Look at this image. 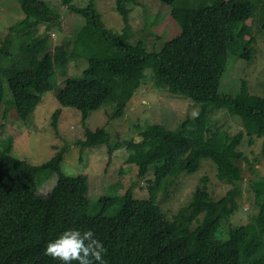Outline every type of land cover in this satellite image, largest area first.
<instances>
[{"label": "trees", "instance_id": "16d2710c", "mask_svg": "<svg viewBox=\"0 0 264 264\" xmlns=\"http://www.w3.org/2000/svg\"><path fill=\"white\" fill-rule=\"evenodd\" d=\"M128 1L114 0L124 21L122 31L114 32L105 26L94 0L84 5L61 0L84 22L52 49L48 30L57 28L61 14L44 0H17L24 16L8 26L0 45V106L6 81L17 116L27 118L42 94L52 88L58 70L64 78L55 97L60 106L79 109L83 120L107 101L114 104L110 117H120L135 90L151 80L202 103L198 116L185 118L173 130L162 123L137 126L138 139L112 143L103 126H86L80 144L106 143L109 155L123 146L128 152L126 163L137 167L140 178L150 167L153 170L146 196L134 197L130 186L123 194L103 196L94 203L97 211L93 213L86 178L66 174L61 168L63 149L33 164L13 152L11 138H3L0 264H63L44 255V250L67 229L93 231L106 250L105 264H264V177L254 184L258 214L247 223L219 227L233 214L242 194L238 161L247 158L237 147L243 130L248 142L262 138L264 148V94L251 93L245 80L235 95L219 92L228 55L251 57L255 37L247 28L256 0H160L170 7V18L179 31L159 50H147L142 40L129 41ZM260 13L264 29V2ZM40 24H44L42 33H38ZM12 34L23 36L16 53L9 51ZM69 58L84 60L80 74L67 72ZM209 104L211 112L224 108L239 115L243 130L229 134L224 128H212ZM60 106L52 112L54 128ZM203 157L214 161L217 177L231 187L214 199L204 175L186 207L168 217L155 200L158 191L167 178L184 170L196 171ZM43 169L57 175L46 194L37 189V173ZM113 204H119L116 211L105 214L103 209ZM193 221L197 223L191 227Z\"/></svg>", "mask_w": 264, "mask_h": 264}, {"label": "rangeland", "instance_id": "374dc122", "mask_svg": "<svg viewBox=\"0 0 264 264\" xmlns=\"http://www.w3.org/2000/svg\"><path fill=\"white\" fill-rule=\"evenodd\" d=\"M44 1L61 14L57 28L48 30L49 45L53 49L56 44L74 33L83 24L84 19L70 12L61 0ZM87 2L88 0H73L76 5H84ZM262 2L264 0L255 1L256 7L247 28L249 34L255 37L251 57L246 60L234 54L228 55L219 92L235 95L242 80H245L251 93L264 94V29L260 26ZM94 4L105 26L114 32H121L124 21L115 9L114 0H94ZM127 6L130 7L128 13L130 42L142 40L147 50H159L166 40L179 31V25L170 18V7L160 0H130ZM23 16L24 13L17 0H0V45L3 44L8 26ZM43 30L44 24H40L38 33H42ZM22 39V35L12 34L9 51L16 53ZM83 67L84 60L68 59L69 74H80ZM56 72L52 88L42 94L39 103L25 119L17 116L12 106L10 89L4 81L5 98L0 106V141L3 138H11L13 152L33 164H41L63 149L61 168L66 174H80L86 178V196L91 201V213L97 211L94 203L103 196L123 194L130 186L133 187L134 197L146 196L147 179L153 177L152 167L144 177L140 178L137 175V167L126 163L128 152L123 146L109 155L106 143L80 144L79 141L85 139L86 126L91 129L103 126L109 133V143L130 138L138 139L137 126L162 123L168 129H176L181 121L192 117L191 113L194 110L199 111L202 103L194 102L181 93H172L165 87L157 86L151 80L135 90L127 102L125 113L120 117H110L114 104L107 101L99 108L90 110L83 120L79 109L59 105L55 93L62 85L64 77L60 71L56 70ZM6 103H10L11 106ZM59 106L61 112L57 127L54 128L52 112ZM212 106V104L207 105L212 128H224L229 134L243 130L239 115H231L224 108L213 109L211 112ZM243 135L237 147L247 158L238 161L242 170L240 181L242 194L237 198V206L233 214L223 220L219 227H227L229 223L233 225L247 223L258 214L260 209L255 202L254 184L264 177L263 139L253 137L252 141L248 142L244 130ZM216 169L211 158H201L200 167L196 171L184 170L175 178H167L157 193L156 202L168 217L173 218L189 203L196 185L204 175L208 177V191L214 199H218L231 185L217 177ZM56 179V173L50 169L39 171L38 192L41 194L49 192L55 185ZM118 205H109L103 211L107 215L113 214ZM188 213L189 211L185 212ZM196 223L193 221L191 227Z\"/></svg>", "mask_w": 264, "mask_h": 264}, {"label": "clouds", "instance_id": "9594fccd", "mask_svg": "<svg viewBox=\"0 0 264 264\" xmlns=\"http://www.w3.org/2000/svg\"><path fill=\"white\" fill-rule=\"evenodd\" d=\"M192 117L198 116L197 111L191 113ZM103 243L96 238L91 230L67 229L56 239L49 241L44 255L59 259L63 264H105Z\"/></svg>", "mask_w": 264, "mask_h": 264}]
</instances>
